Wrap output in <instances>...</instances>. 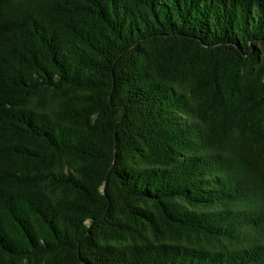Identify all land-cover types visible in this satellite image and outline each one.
<instances>
[{"label": "trees", "instance_id": "trees-1", "mask_svg": "<svg viewBox=\"0 0 264 264\" xmlns=\"http://www.w3.org/2000/svg\"><path fill=\"white\" fill-rule=\"evenodd\" d=\"M0 264H264V0H0Z\"/></svg>", "mask_w": 264, "mask_h": 264}]
</instances>
